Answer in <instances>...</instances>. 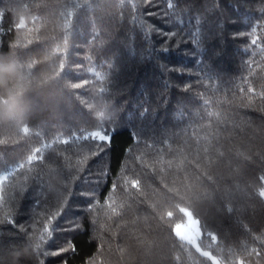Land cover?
<instances>
[{"label": "trees", "instance_id": "trees-1", "mask_svg": "<svg viewBox=\"0 0 264 264\" xmlns=\"http://www.w3.org/2000/svg\"><path fill=\"white\" fill-rule=\"evenodd\" d=\"M0 177V264H264V0H0Z\"/></svg>", "mask_w": 264, "mask_h": 264}, {"label": "rangeland", "instance_id": "rangeland-1", "mask_svg": "<svg viewBox=\"0 0 264 264\" xmlns=\"http://www.w3.org/2000/svg\"><path fill=\"white\" fill-rule=\"evenodd\" d=\"M0 177V183L2 181ZM186 214V220L184 223H181L174 227L175 234L185 241L190 242L193 245H196L197 238L200 236L198 222L191 216L190 213L184 212ZM218 264V263H216Z\"/></svg>", "mask_w": 264, "mask_h": 264}, {"label": "snow or ice", "instance_id": "snow-or-ice-1", "mask_svg": "<svg viewBox=\"0 0 264 264\" xmlns=\"http://www.w3.org/2000/svg\"><path fill=\"white\" fill-rule=\"evenodd\" d=\"M148 2L150 3L151 0H148ZM259 195H260L261 197H264V190H261V191L259 192ZM58 254H60V253H59V252L54 253V255H58ZM237 264H243V261H237Z\"/></svg>", "mask_w": 264, "mask_h": 264}]
</instances>
